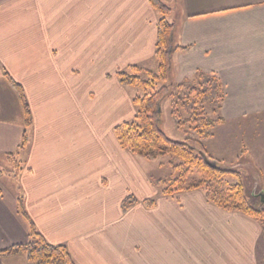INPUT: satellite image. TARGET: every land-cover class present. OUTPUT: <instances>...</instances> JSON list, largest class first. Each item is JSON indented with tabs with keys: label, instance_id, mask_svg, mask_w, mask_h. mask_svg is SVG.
<instances>
[{
	"label": "crops",
	"instance_id": "1",
	"mask_svg": "<svg viewBox=\"0 0 264 264\" xmlns=\"http://www.w3.org/2000/svg\"><path fill=\"white\" fill-rule=\"evenodd\" d=\"M161 1L169 22L179 20L175 46L190 48L172 54L180 81L220 79L224 126L263 111L236 100L264 99V0ZM159 19L149 0H0V162H21L7 179L0 173V253L30 239L21 195L40 234L77 264H264L260 221L210 204L201 190L164 196L115 137L137 112V93L117 74L158 67ZM4 73L31 111L24 147V111ZM127 197L137 203L124 212ZM0 264L30 263L0 255Z\"/></svg>",
	"mask_w": 264,
	"mask_h": 264
},
{
	"label": "trees",
	"instance_id": "2",
	"mask_svg": "<svg viewBox=\"0 0 264 264\" xmlns=\"http://www.w3.org/2000/svg\"><path fill=\"white\" fill-rule=\"evenodd\" d=\"M149 1L160 15L155 54L158 70L153 73L139 67H130L117 74L122 86L137 88L143 92L142 95H135L133 99L137 110L135 119L117 126L114 130L119 145L149 162L162 158H176L181 161L179 164L171 162L170 176L155 181L164 196L201 190L210 204L224 211L238 212L254 218L262 223L264 230V205L258 208L252 206L241 183L230 184L226 181V176H235L237 179L241 177L238 173L225 171L218 166L213 167V158L208 155L202 142L211 138L212 130L224 123V119L219 117L224 101V88L217 76L199 72L198 83L186 80L177 86L178 93L173 96L172 115L177 120V128L185 135V140L174 141L160 128L159 104L168 94L169 85L159 89L155 85L168 82L172 54L186 53L190 48L173 46L174 25L168 20L171 9L161 0ZM142 74H146L148 79H143ZM4 77L22 104L26 128L22 144L24 147L28 140V129L32 124L31 111L22 86L8 73H4ZM193 134L199 139L194 138ZM6 157L12 159L15 155L9 154ZM136 203L132 197H127L122 210L127 212ZM145 204L152 208L155 201L150 200ZM18 206L22 216L29 222L30 239L24 245L0 253L1 256L24 255L30 264H77L65 245L52 244L40 234L25 210L21 195L18 197Z\"/></svg>",
	"mask_w": 264,
	"mask_h": 264
},
{
	"label": "rangeland",
	"instance_id": "3",
	"mask_svg": "<svg viewBox=\"0 0 264 264\" xmlns=\"http://www.w3.org/2000/svg\"><path fill=\"white\" fill-rule=\"evenodd\" d=\"M174 25V41L173 46L180 44V25L179 20L170 18ZM177 55L173 57V64L170 70L167 83H157L156 89L164 85H169V92L159 104L158 124L162 131L172 140L181 142L185 140V135L177 128V120L172 115L173 96L178 93L177 86L184 81H180L181 75L179 73ZM156 65L154 72H157ZM197 75L194 80H189L198 83ZM143 79L147 80L146 74H142ZM130 93L142 95L143 92L137 88H130ZM258 101L259 106H263L264 99L239 98L238 105H247L251 101ZM219 112V117L224 119V123L212 130L211 138L202 140L208 155L213 158L211 162L213 167L218 166L225 171L238 173L241 179L235 176H226V181L230 184L241 183L244 186L246 196L250 204L254 207H261L264 202L261 201V195L264 194V109L259 113H248L239 115L236 118H231L226 126L223 115V106ZM184 117H186L184 115ZM216 119V117H215ZM194 138H198L193 134ZM141 168L151 176L153 180L163 179L172 173L171 162L179 164L176 158H162L156 162H149L148 160L137 158ZM21 162L15 158H8L0 162V173L3 179L8 178V174L15 173L19 169ZM151 186H154L152 183ZM156 190L159 192L158 188Z\"/></svg>",
	"mask_w": 264,
	"mask_h": 264
},
{
	"label": "water",
	"instance_id": "4",
	"mask_svg": "<svg viewBox=\"0 0 264 264\" xmlns=\"http://www.w3.org/2000/svg\"><path fill=\"white\" fill-rule=\"evenodd\" d=\"M261 201L264 202V194L261 195Z\"/></svg>",
	"mask_w": 264,
	"mask_h": 264
}]
</instances>
